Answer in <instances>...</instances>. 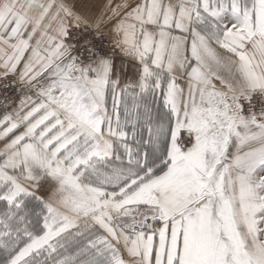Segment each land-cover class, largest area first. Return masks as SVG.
Wrapping results in <instances>:
<instances>
[{"label": "snow or ice", "instance_id": "obj_1", "mask_svg": "<svg viewBox=\"0 0 264 264\" xmlns=\"http://www.w3.org/2000/svg\"><path fill=\"white\" fill-rule=\"evenodd\" d=\"M0 264H264V0H0Z\"/></svg>", "mask_w": 264, "mask_h": 264}]
</instances>
